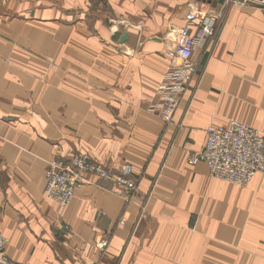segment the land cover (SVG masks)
I'll return each mask as SVG.
<instances>
[{"label": "crops", "instance_id": "1", "mask_svg": "<svg viewBox=\"0 0 264 264\" xmlns=\"http://www.w3.org/2000/svg\"><path fill=\"white\" fill-rule=\"evenodd\" d=\"M261 4L0 0L5 254L19 264H264V175L238 186L188 163L209 124L237 120L264 137ZM189 6L224 14L193 50L198 75L165 123L152 108L178 63L164 53L168 35ZM78 152L111 171L129 163L136 191L124 200L85 174L67 205L47 199L49 161Z\"/></svg>", "mask_w": 264, "mask_h": 264}, {"label": "built area", "instance_id": "2", "mask_svg": "<svg viewBox=\"0 0 264 264\" xmlns=\"http://www.w3.org/2000/svg\"><path fill=\"white\" fill-rule=\"evenodd\" d=\"M223 14V10L211 12L189 6L185 15L186 24L173 31V43L164 52L178 63L165 72L157 90L159 103L152 108L157 110L165 123L172 120L190 81L198 75V65L192 60L193 50L197 45H205L213 36ZM192 26L196 27L195 33L191 30ZM199 161L206 164L211 177L238 186L247 185L255 175H264V137L257 129L237 120H230L225 125L209 124L202 150L190 154L188 158L189 164ZM85 174H93L97 179L110 182L108 190L124 200H128L136 191L137 178L129 163L111 171L90 154L78 152L68 164L58 159L49 161L45 170L44 196L61 206L67 205L75 189L84 183ZM6 243L7 239L0 233V264H19L5 254ZM106 244V238L96 242L100 250Z\"/></svg>", "mask_w": 264, "mask_h": 264}, {"label": "water", "instance_id": "3", "mask_svg": "<svg viewBox=\"0 0 264 264\" xmlns=\"http://www.w3.org/2000/svg\"><path fill=\"white\" fill-rule=\"evenodd\" d=\"M207 3H210L211 5L215 6L216 4H222L225 0H206ZM260 8L264 9V4L259 5Z\"/></svg>", "mask_w": 264, "mask_h": 264}, {"label": "rangeland", "instance_id": "4", "mask_svg": "<svg viewBox=\"0 0 264 264\" xmlns=\"http://www.w3.org/2000/svg\"><path fill=\"white\" fill-rule=\"evenodd\" d=\"M168 37H172V35L170 36V35H168ZM172 39V43H173V38H171ZM172 43L170 44V45H172ZM165 51V50H164ZM165 53V52H164ZM67 164V163H66Z\"/></svg>", "mask_w": 264, "mask_h": 264}]
</instances>
